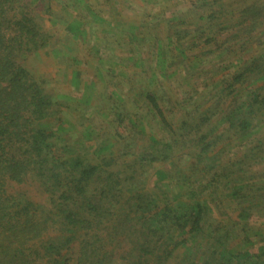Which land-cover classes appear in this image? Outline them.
Masks as SVG:
<instances>
[{"label": "trees", "instance_id": "trees-1", "mask_svg": "<svg viewBox=\"0 0 264 264\" xmlns=\"http://www.w3.org/2000/svg\"><path fill=\"white\" fill-rule=\"evenodd\" d=\"M184 4L154 26L153 11L92 18L90 37L101 24L128 59L117 72L93 51L82 104L24 64L51 36L23 1L0 0V264H264V0ZM93 98L118 150L60 155L62 110L84 115ZM27 181L45 204L9 191Z\"/></svg>", "mask_w": 264, "mask_h": 264}, {"label": "rangeland", "instance_id": "rangeland-1", "mask_svg": "<svg viewBox=\"0 0 264 264\" xmlns=\"http://www.w3.org/2000/svg\"><path fill=\"white\" fill-rule=\"evenodd\" d=\"M24 2L25 5H27L28 8H30V11L34 13V15L37 16V20L39 24L42 26V28L46 31L50 29L56 28L54 27L56 23H53V20L50 19V17H54V21L61 20L62 18L60 16H53L54 10H61L64 13H66V10L62 9L60 5H64L65 2L63 0H21ZM97 1V0H96ZM103 6L107 8L105 12H102L101 8H95L94 10H89L88 12H81L77 8L74 14L79 13L81 16L85 17V21L82 23L83 25L81 27L91 29L90 22H92V18L98 16L97 13H103L101 14V18H104L105 21L109 20L110 17L113 15L125 17L126 20H137L138 15L142 17L140 14L141 12L145 11H153L151 16L149 15L148 19H151L150 26L152 25V21H155L153 26L157 23V21H162L164 18H168L170 16V13H178L180 11H184L186 8V4H184V0H169V1H163V0H103ZM141 3V4H140ZM105 4V5H104ZM93 5H96L94 3ZM119 7V8H118ZM155 8H157L155 10ZM71 11V10H70ZM79 11V12H78ZM97 13H96V12ZM69 13V11H67ZM92 13V15H91ZM91 16V17H89ZM103 16V17H102ZM157 17V20L155 19ZM63 20V19H62ZM127 20V21H128ZM92 25V24H91ZM101 26V24H100ZM162 27H160L161 29ZM59 29V32L61 28ZM56 29V30H57ZM51 37H54V40L57 41V45H59V42L61 41V38L59 37V32L54 33V31H47ZM56 32V31H55ZM166 34V31L162 33V37H164ZM109 41L105 39L104 42H101L99 46L96 48L98 51H96L99 54V57L104 60V65L102 68H107L110 66V68H115L117 72L123 71L121 67L116 68L113 67V65H117L118 62L121 60L128 59V55L126 53H120L119 60L116 58H113V54L110 51L111 48L109 47ZM153 45V44H149ZM149 45H146L147 48H149ZM75 47L71 50V57L73 59H67L68 52L64 50H58L57 55H55L54 60H50V58L44 57L42 52L40 57L37 58L35 56L29 57L28 61H25L24 64L28 67L30 71H32L35 75L38 76L39 79H45L43 80L46 82V89L51 91L50 93L53 94L54 97L60 96L66 97V100H77L84 104L83 102H86V94L91 95V87H88V81L93 82L95 79L99 80V78H96V70L100 68V64L96 63V58L93 56V52L90 49L89 44L84 41L82 46H77V44L74 45ZM145 46V45H144ZM174 54H167L164 58H166L168 61L177 62L178 59L173 56ZM114 62V63H113ZM65 63H73V66H68ZM111 65H106V64ZM177 66V63L174 65ZM130 65L127 64L126 68L129 69ZM68 69H74V73L80 74L83 80H81V85L75 87V75L72 74V71H68ZM131 70V69H130ZM140 73V71H137ZM128 79L130 81L124 82L122 85L123 91L120 94V97L125 99L127 98V95L129 93L128 90H130L131 83L136 79L134 77V72L127 71ZM140 74H137V76H140ZM148 77V76H146ZM145 77H141V80L143 81ZM195 77H193L194 79ZM80 82V81H79ZM72 83V84H71ZM130 83V84H129ZM104 91V90H103ZM104 93V92H103ZM106 95V92L104 93V96ZM92 97L94 95H91ZM179 98V97H178ZM95 99L93 98L92 101V109L88 111V108L85 109V106H81L82 111H88L86 114H80V112L76 114L69 113V111L62 110V114H60V119L62 118V129L59 131L58 134L60 136V143L61 148L59 149V154L63 155V148H66L67 151H72V154H77L79 156L85 155L88 152L93 156V145H99L101 146L104 142L105 144H113L114 147L110 148L111 151H117L120 139L116 138V132L114 133V130H120L119 126L115 123L116 120L109 119V118H103L102 116H99L97 114L92 115L91 110H95L99 104L102 101H99V103L95 104ZM105 98H103L104 101ZM63 100V99H62ZM95 104V105H94ZM104 105V112L107 113L108 106ZM71 119L76 120L74 124L71 123ZM76 125V126H75ZM59 126V125H58ZM88 129L91 132V134H84ZM59 142V139H58ZM103 143V144H104ZM91 145V147H90ZM90 147V148H89ZM69 148V149H68ZM68 149V150H67ZM68 156V155H67ZM155 168H160L159 165H155ZM12 193H22L25 194L26 197H28L30 200H33L36 203L39 204H45V196L42 195V193L39 191L37 185L35 183H32L29 181L24 183L23 185H14L13 187H10L9 189Z\"/></svg>", "mask_w": 264, "mask_h": 264}, {"label": "crops", "instance_id": "crops-1", "mask_svg": "<svg viewBox=\"0 0 264 264\" xmlns=\"http://www.w3.org/2000/svg\"><path fill=\"white\" fill-rule=\"evenodd\" d=\"M55 1V0H54ZM57 1V0H56ZM60 1V0H59ZM103 0H63V2H65L64 5H60V7L64 10H66L65 7H67L68 9L66 10V13H64L61 10H54V12L52 13L53 16H60L62 19L61 20H57L54 21V17H50L51 20H53V23H56L54 27V29H52L50 27V29L52 31H54V33H58L59 29L57 28H61L60 32H59V37L61 38V41L59 42V45H57V41L54 40V37H51V42L49 44V46L47 47V51L43 53V55H45L44 57L46 58H50V60H54L55 59V55H57L58 50H64L66 52H68V54L70 56L67 57V59H73V57H71V50L73 51L72 48H74L75 44H77V46H82V44L84 43L85 40L87 44H89L90 49L92 50V52H96L98 51V49L96 48L97 46L100 45L101 42H104L105 39H107V37H103L102 34V27H99L96 25H93V30H97L100 28V34L98 35V40L95 39V37H90L89 35V31L91 29H87V28H83L81 27L83 24V22L85 21V17L81 16L79 13L74 14L73 12H75L76 8L81 12H88L89 10H94L95 8L97 9L98 7L102 9V12L104 13L105 10H107V8H105L102 4ZM94 3H96V5H93ZM105 5V4H104ZM71 10V11H70ZM67 11H69V13H67ZM78 11V12H79ZM96 12V11H95ZM97 13V12H96ZM101 13V14H103ZM100 13H97V17L101 16ZM92 15V13H91ZM91 17V16H89ZM103 17V16H102ZM94 24L92 22H90V25ZM57 29V30H56ZM51 30H47V31H51ZM92 30V32H94ZM46 31V29H45ZM56 31V32H55ZM110 43V39H107ZM115 41V40H114ZM109 47H112V44L109 45ZM61 50V51H62ZM94 56V54H93ZM99 56V54H98ZM74 61V59H73ZM97 63V61H96ZM68 66H73V63H65ZM68 71H72L71 73L76 75L77 73H74V69H68ZM124 72V71H122ZM79 75V74H77ZM81 75V73H80Z\"/></svg>", "mask_w": 264, "mask_h": 264}]
</instances>
